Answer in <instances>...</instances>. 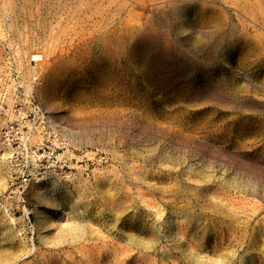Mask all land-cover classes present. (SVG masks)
<instances>
[{"label": "rangeland", "instance_id": "obj_1", "mask_svg": "<svg viewBox=\"0 0 264 264\" xmlns=\"http://www.w3.org/2000/svg\"><path fill=\"white\" fill-rule=\"evenodd\" d=\"M35 104L76 167L28 230L0 141V264H264V0H0V126Z\"/></svg>", "mask_w": 264, "mask_h": 264}, {"label": "built area", "instance_id": "obj_2", "mask_svg": "<svg viewBox=\"0 0 264 264\" xmlns=\"http://www.w3.org/2000/svg\"><path fill=\"white\" fill-rule=\"evenodd\" d=\"M15 115L25 121L0 126V141L11 152L13 167L1 206L9 215L15 218L19 215L30 230L33 228L27 198L30 184L50 177H67L76 163L65 139L40 105L35 104L28 115L24 110H17ZM108 161L105 154L93 156L88 159L86 170L106 165Z\"/></svg>", "mask_w": 264, "mask_h": 264}, {"label": "bare ground", "instance_id": "obj_3", "mask_svg": "<svg viewBox=\"0 0 264 264\" xmlns=\"http://www.w3.org/2000/svg\"><path fill=\"white\" fill-rule=\"evenodd\" d=\"M51 179H53V178H51ZM48 180H50V178H48ZM57 182H54V181H51V182H49V185H55Z\"/></svg>", "mask_w": 264, "mask_h": 264}]
</instances>
